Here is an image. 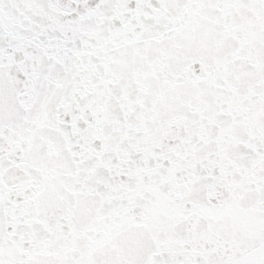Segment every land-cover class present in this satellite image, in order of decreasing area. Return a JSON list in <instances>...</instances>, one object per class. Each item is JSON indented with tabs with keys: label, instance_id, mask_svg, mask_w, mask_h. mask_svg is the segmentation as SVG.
I'll list each match as a JSON object with an SVG mask.
<instances>
[{
	"label": "snow or ice",
	"instance_id": "1",
	"mask_svg": "<svg viewBox=\"0 0 264 264\" xmlns=\"http://www.w3.org/2000/svg\"><path fill=\"white\" fill-rule=\"evenodd\" d=\"M0 264H264V0H0Z\"/></svg>",
	"mask_w": 264,
	"mask_h": 264
}]
</instances>
